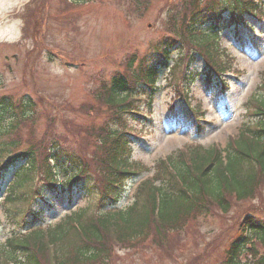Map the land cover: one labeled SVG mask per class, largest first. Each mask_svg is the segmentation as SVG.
I'll use <instances>...</instances> for the list:
<instances>
[{"label": "trees", "instance_id": "trees-1", "mask_svg": "<svg viewBox=\"0 0 264 264\" xmlns=\"http://www.w3.org/2000/svg\"><path fill=\"white\" fill-rule=\"evenodd\" d=\"M151 2L134 0V9L141 11L143 6L142 13L148 11ZM32 3L42 9V15L52 7V0ZM179 5L168 13L173 15L172 30L149 49L151 54L144 64L130 75L116 72L103 92H96V103L106 105L108 114L89 130L95 158L83 161L82 151L77 149L84 146L83 137H78L81 132L73 149L77 150L72 153L53 129L46 138L33 137L10 159L15 178L5 203L15 230L0 244V264H119L135 256L143 264H151L149 255L173 256L175 246L184 247L191 232L194 236L215 232L216 227L203 231L211 219L219 221L215 225L221 234H229L220 264H264V214L259 207H264V72L245 104L239 135L231 137L225 148L189 145L155 164L154 176L139 184L128 207L101 211L95 206L96 201L106 198L117 201L123 184L134 178L137 166L128 159L127 133L134 130V121L140 118L134 115L140 109L135 98L152 99L163 69H168L174 80L180 75L182 79H195L199 73L188 71V66L197 52L203 55L204 72L210 78L230 68L228 56L216 45L217 24L224 23L226 12L234 20L245 12L260 11L250 0H184ZM28 12L30 25L31 8ZM175 47L187 52L180 53L170 66ZM38 107V101L27 94L0 96V159L19 147L17 136L23 133L22 128L30 127L34 133L43 122L46 116ZM35 173L44 182L34 185ZM60 175L65 176L66 186L73 183L83 193L84 207L54 228L44 230L40 225L21 233V227L45 220L49 208L40 197L59 190L56 180ZM26 186L30 188L24 191ZM26 201L30 204L22 210ZM121 252L125 254L122 257ZM179 264L184 262L179 260Z\"/></svg>", "mask_w": 264, "mask_h": 264}, {"label": "rangeland", "instance_id": "rangeland-1", "mask_svg": "<svg viewBox=\"0 0 264 264\" xmlns=\"http://www.w3.org/2000/svg\"><path fill=\"white\" fill-rule=\"evenodd\" d=\"M63 1L66 2L52 0L51 9L47 7L42 15V9L36 3L25 6L29 0H0V96L31 94L46 116L34 133L30 132V127L22 128L23 133L17 136L19 147L12 154L24 150L33 137L43 139L50 136L54 129L64 147L72 153L80 149L82 159L88 163L96 153L89 141V130L92 125H100L102 117L108 114L106 105L96 103V92H103L116 72L129 74L138 66L157 40L172 30L173 15L168 13L184 0H152L149 10L143 13L141 5V11L134 9V0H82L85 1L82 5L72 3L62 14L59 8ZM29 8L30 25L27 23ZM19 10L22 12L18 15ZM64 19L65 27L60 29ZM217 43L220 51H227L235 60L233 72L236 74L227 77L230 88L222 93L217 81L209 82L203 75L191 80L188 92L191 104L205 112L208 122L203 131L197 133L195 118L176 95L171 74H167V70L161 72L159 90L151 104L154 123L146 125L142 121L145 124L141 127L143 133L131 138L130 161L141 170H149L127 184L118 206L132 202L136 187L153 175L152 168L160 159L171 153L176 155V150L187 148L191 143L203 144L207 148L225 147L231 137L238 136L245 121V104L260 85L264 72V17L261 20L248 17L243 27L220 29ZM179 52L177 48L173 51V60L178 58ZM137 58L139 62L131 67ZM204 65L199 57L192 69L199 72ZM89 104L92 106L90 111L87 110ZM142 107L147 108L146 104ZM47 110L51 115L46 113ZM77 136L79 139L83 137L84 146L73 150ZM10 179H13L11 174L6 183ZM34 179L36 185L41 180L39 173H35ZM5 184L0 187V243L5 242L13 230L6 222L5 206L1 202L5 197ZM29 188L26 186L24 191ZM54 203L45 221L50 227L85 204L81 194L72 201L63 194L55 198ZM29 204L28 201L23 203L22 210H26ZM259 204L260 199L256 205ZM240 207L242 213V205ZM259 207L260 214H264V207ZM217 222L211 219L203 228L205 231L216 227L213 233L206 231L194 236L191 232L184 240L187 241L184 247L175 246L177 250L173 256L166 253L157 254L158 257L149 255L151 264H179V260L184 264H220L229 234H221L215 225ZM123 255L121 252L120 256ZM119 264L143 263L135 256L125 258Z\"/></svg>", "mask_w": 264, "mask_h": 264}]
</instances>
